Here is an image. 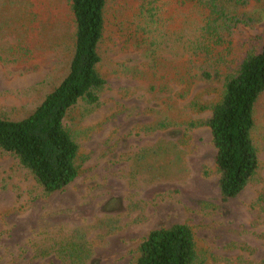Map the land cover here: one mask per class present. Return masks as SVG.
<instances>
[{"label":"rangeland","instance_id":"obj_1","mask_svg":"<svg viewBox=\"0 0 264 264\" xmlns=\"http://www.w3.org/2000/svg\"><path fill=\"white\" fill-rule=\"evenodd\" d=\"M25 2L0 0L7 10L0 23L8 25L0 30V117L12 121L29 116L55 89L73 52L68 0H28L30 15L22 11ZM127 3L107 0L99 104L80 101L65 119L79 147L77 178L45 195L0 150V264H136L150 231L177 224L192 228L205 264H264V92L252 132L258 171L238 196L223 201L209 129L188 126L210 116L198 106L219 99L223 80L197 74L186 90L187 77L179 79L187 67L198 72L208 65L190 57L199 35L192 11L181 31L163 27L156 41L124 47L114 26L135 15L133 3L121 13ZM244 15L252 21L237 30L234 52L223 54V73L264 43V0ZM17 43L27 51L14 49Z\"/></svg>","mask_w":264,"mask_h":264},{"label":"trees","instance_id":"obj_2","mask_svg":"<svg viewBox=\"0 0 264 264\" xmlns=\"http://www.w3.org/2000/svg\"><path fill=\"white\" fill-rule=\"evenodd\" d=\"M254 1L258 0H128L121 13L129 11L133 3L135 15L127 20L117 18L114 26L118 36L126 40L124 47L140 48L147 45L149 37L156 41L158 36L154 34L163 27L176 25L175 30L181 31L182 25H188V16L184 14L192 11V23L199 35L197 42H192L190 57L195 56V62L208 65H198V72L197 68L195 72L187 67L184 73L181 71L179 79H188L183 87L186 90L190 87L189 80L198 75L200 79L223 80L219 99L198 106L200 110H210V116L188 123L190 127L209 129L215 149L218 192L223 201L238 196L259 168L252 132L254 109L264 92V43L257 52L248 49L244 57L224 73L218 66L224 64V53L234 52L237 30L252 21L244 14ZM29 2L26 0L22 10L28 15L32 14ZM68 2L74 33L66 75L29 116L17 121L0 117V150L17 159L45 195L62 191L79 175V147L65 126L69 111L80 101L97 106L106 86L98 66L101 62L99 46L109 27L107 0ZM4 6L6 4L1 10L7 12ZM140 15L145 20H136ZM3 23H0L1 31L8 26ZM153 41L149 45H154ZM200 42L203 46H199ZM224 46L225 50L221 51ZM14 49L27 51L19 43ZM189 64H193L192 58ZM136 264H205V261L199 258L192 228L177 224L150 231L137 248Z\"/></svg>","mask_w":264,"mask_h":264}]
</instances>
